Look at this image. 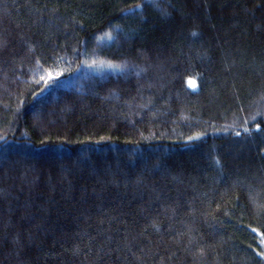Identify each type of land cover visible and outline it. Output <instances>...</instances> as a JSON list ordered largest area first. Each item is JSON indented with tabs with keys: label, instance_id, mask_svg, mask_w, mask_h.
Listing matches in <instances>:
<instances>
[{
	"label": "trees",
	"instance_id": "trees-1",
	"mask_svg": "<svg viewBox=\"0 0 264 264\" xmlns=\"http://www.w3.org/2000/svg\"><path fill=\"white\" fill-rule=\"evenodd\" d=\"M142 2L0 0V264H264V0Z\"/></svg>",
	"mask_w": 264,
	"mask_h": 264
},
{
	"label": "snow or ice",
	"instance_id": "snow-or-ice-1",
	"mask_svg": "<svg viewBox=\"0 0 264 264\" xmlns=\"http://www.w3.org/2000/svg\"><path fill=\"white\" fill-rule=\"evenodd\" d=\"M145 6H156V5L154 4V0H143L142 3H136L134 5H130L129 7H127L126 9H122L121 11L125 15H136L138 12H142ZM117 28H119V26H116L115 28L110 26L108 31L102 32L100 35L95 36V40L97 44L111 46L112 43H115L121 36V31H117L116 30ZM192 35L195 36L196 33L193 32ZM86 66L89 68H95L100 70L109 69L113 72H123L126 67L125 64H117L107 59L93 60L91 64H87ZM55 75L56 77H58L61 75V73L56 72ZM54 78L55 77H53L51 73H48L47 76L41 75L40 80H42L47 85L49 81L53 80ZM188 84L192 88L196 87V84L193 80H189ZM253 119H255V117H253ZM257 129L259 130V125H257ZM245 131H248V129H245ZM236 135L239 136L240 133L237 132ZM188 139L189 140L199 139V135L195 137H189ZM41 144H43V142H41ZM217 163L219 162L217 161ZM252 231L255 232L256 229H252ZM262 243H264V241H262ZM257 255H261L262 257H264V253H257Z\"/></svg>",
	"mask_w": 264,
	"mask_h": 264
}]
</instances>
